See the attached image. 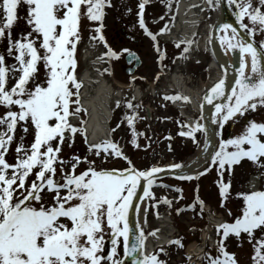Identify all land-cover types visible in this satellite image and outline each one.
<instances>
[{
	"label": "snow or ice",
	"instance_id": "obj_1",
	"mask_svg": "<svg viewBox=\"0 0 264 264\" xmlns=\"http://www.w3.org/2000/svg\"><path fill=\"white\" fill-rule=\"evenodd\" d=\"M146 2L140 0L138 4V23L155 41V34L148 30L143 19ZM229 4L235 6L236 21L240 28L246 29L248 37L257 31L264 33V0H256L255 4L253 0H229ZM22 5L26 7L23 17L19 11ZM106 5L110 6L111 0H0V39H6L7 56L12 58L8 64L5 55L0 54V107L4 109L0 113V264H123V257L117 251L120 238L124 256L133 257L132 264H164L156 254L144 252L146 234L141 223L137 221L135 233L130 228L133 209L137 215L148 211L147 206L134 199L138 196V186L143 181L139 201L151 198L156 174L163 169L157 166L137 169L110 138L89 144V151H95L97 157L101 154L122 157L128 163L127 168H96L95 162L86 156L83 160L78 155L65 160L60 155L65 140L71 146L76 133L82 134L87 143L83 121L76 126L70 119L86 111L80 103L82 82L75 74L80 22L82 17L102 21ZM21 19L28 31L13 37L12 31ZM102 27V23L96 26L91 37L92 42H104L107 48L97 59L118 57L119 53L107 47ZM220 28L226 32L230 29V34L221 40L228 49L239 50V66L230 91H226L222 75L207 88L201 104L213 105L212 122L222 127L230 119L255 111L258 106L264 107V39L237 40L239 34L231 24H221ZM160 31H166V27ZM184 43L190 45L192 41ZM187 51L185 47L184 52ZM41 69L43 77L39 78ZM10 79L14 82L9 86ZM165 99L187 102L189 97L177 93ZM126 106L133 108L130 101ZM135 115L133 112L126 117L129 125L133 124ZM17 128L23 133L19 140ZM29 129L32 139L25 144ZM197 131L205 132L201 153L211 163L202 171L182 175L181 179L191 180L212 167L218 176L222 177L225 171L231 176L233 166L244 158L264 169V122L248 120L237 135L219 139L215 147H211L207 129L199 122L188 125L180 135L191 137L199 145L194 136ZM135 137L133 132V145ZM13 143L15 159L9 163L6 154ZM81 163L86 167L77 174L75 170ZM66 164L70 165L67 171ZM184 167L181 163L166 166L169 170ZM30 177L34 179L29 181ZM257 180L264 182V172H258L236 193L242 203L234 221L215 226L220 237L217 255L203 253L207 264H237L234 254L225 250L223 241L229 234L240 237L241 233L253 241L252 264H264V183L257 188ZM230 183V180L218 181L222 198L229 194ZM46 195L50 202L46 201ZM196 200L202 208L203 201L198 197ZM164 202L169 203L166 199ZM106 230L110 249L104 255ZM257 230L261 232L259 239L254 236ZM155 231L148 235H154ZM168 243L182 247L179 238Z\"/></svg>",
	"mask_w": 264,
	"mask_h": 264
},
{
	"label": "rangeland",
	"instance_id": "obj_2",
	"mask_svg": "<svg viewBox=\"0 0 264 264\" xmlns=\"http://www.w3.org/2000/svg\"><path fill=\"white\" fill-rule=\"evenodd\" d=\"M178 0H147L144 7L143 16L146 20L148 30L155 34L159 29L167 23V10L177 3ZM140 0H111V5L105 6L103 20L99 22L88 21L86 18H81L80 22V41L77 45L76 59L77 67L75 74L78 79L79 74L84 70L86 63L83 58V47L86 43L91 40V37L95 35V27L102 23L101 34L104 37V41L107 43V47L113 51L119 53L118 57L105 59L101 69H108L109 71H102V75L107 79L108 83L111 84L114 90L122 89L124 98L119 105H113L111 119L108 123V131L110 138L115 142L124 156H127L131 160L132 164L137 169H147L151 166H159L165 164L178 163L185 160L189 155L193 154L198 148V144L193 142L191 137L180 135L178 126L182 122L178 112L170 106L169 103L159 100H151V96L148 93L147 87L150 84H157L156 86L166 87L167 81L163 75H160L161 71L171 69L173 59L176 54L183 53L185 44H175L167 40H160L156 36L155 41L142 29L138 27L137 19L139 12L138 3ZM256 3V0H253ZM20 15L23 17L26 14V7L21 6ZM212 19V11L206 10V18L201 23L200 28ZM246 24L249 23L247 19L244 21ZM124 29V33L129 36L125 39L120 28ZM22 31H28L24 20L21 19L12 31L13 37H17ZM120 32V35L119 33ZM198 34L195 36V40ZM252 38L255 42H259L264 39V33L257 31L253 34ZM193 40V41H195ZM95 44L98 47V56L107 51L104 42L96 41ZM6 39H0V54L5 55L6 62L12 63V58L7 56L6 52ZM123 49L128 51H136L139 53L142 63L136 68L132 75L125 73V52ZM162 50L163 56L158 60V51ZM179 51V52H178ZM200 61L198 63L190 62L187 66L182 68L181 75L185 76L187 85L190 87H196L202 81L208 80L210 72L207 70L210 62V56L207 51H199ZM100 69V70H101ZM43 77V69H41L40 77ZM157 77V78H156ZM157 80H156V79ZM200 78L201 81H198ZM156 80V83L154 82ZM9 80V86L13 83ZM135 84L141 86L144 94V101L154 109V115L152 119L145 117V111L143 107L136 106V103L131 100L133 97L132 90ZM161 96H159L160 98ZM130 101L133 108L129 109L126 103ZM4 109L0 107V113ZM135 112L133 117V124L129 125L126 117ZM83 117L84 111L81 113ZM254 120L257 122H264V107H257L255 111H248L244 116H239L237 119H231L229 122H234V127L229 131L228 137L237 135L243 128L245 121ZM85 119V117H84ZM227 122L223 125L226 126ZM133 132L136 133V144L133 145ZM23 133L19 128L16 130V138ZM72 135V134H69ZM196 140L201 141V132L197 131L194 133ZM32 139V131L29 132L25 138V144L30 143ZM80 133H76L73 136L71 146L66 139L60 155L65 159L69 160L72 156L78 155L81 160L86 156L88 160L95 162L96 168H107L122 170L128 167V163L122 157L116 156H105L101 154L99 157L96 156L95 151H89L86 147ZM15 143L10 147L9 152L6 154V159L9 163L14 162L15 159ZM264 162V161H262ZM60 165H57L59 169ZM86 167L84 163H81L76 168L78 174L81 170ZM70 165H65L67 171ZM258 172H264V169L257 168L253 162L244 158L237 165L233 166V172L229 176L228 172L225 171L223 176H218L215 167L210 168L209 172L203 175L201 178H193L191 180H177L173 178H164L155 182L150 191L152 197L149 198V208L146 217V230L151 232L155 228L154 214H160L163 211H169V217L173 221L175 226V239L181 240V246L175 244H168L164 247H158L154 253L158 256V259L163 261L164 264H185V258L183 256V248L191 240H199L202 229L208 225L207 216H205L199 209V200L206 201L211 204L212 209L209 214V220L211 216H215L218 212L228 219V223L234 221L235 217L240 214L241 200L236 197V193L241 191L246 186V180L250 174H257ZM59 175L57 179H59ZM34 179L30 177L29 181ZM223 179L225 183L230 180L229 194L226 198L220 196L218 181ZM260 181V186L262 185ZM167 187V188H164ZM173 189L174 191L170 190ZM179 189V191L177 190ZM164 198V199H162ZM46 201L50 202V197L45 196ZM169 203H165L164 200ZM223 199V204L221 203ZM151 203V204H150ZM155 204V207L152 205ZM188 205H193L191 208ZM170 208V209H169ZM177 209H180L177 212ZM155 211V212H154ZM153 212V213H152ZM231 213V215H230ZM254 236L259 239L261 237L260 231H255ZM108 238L107 230L105 232V240ZM220 237L215 234V248L212 251L213 256L217 255V241ZM117 245L118 255L122 253L121 244ZM225 250L229 253L234 254L237 264H252L251 257L253 255V241H250L246 234L241 233L240 237L234 234H229L224 238ZM108 243V242H105ZM104 247V255H107L108 249H110V243ZM163 251H159V249ZM207 264V263H206Z\"/></svg>",
	"mask_w": 264,
	"mask_h": 264
},
{
	"label": "bare ground",
	"instance_id": "obj_3",
	"mask_svg": "<svg viewBox=\"0 0 264 264\" xmlns=\"http://www.w3.org/2000/svg\"><path fill=\"white\" fill-rule=\"evenodd\" d=\"M207 9L212 11V19L200 28L201 23L206 18ZM217 10L218 8L216 0H212L211 5L209 4V0H179L176 4L171 6L169 10L167 15L169 20H167V23L163 26V28L166 27V31L161 32L158 30L157 33L158 37L162 40L176 42L191 40L193 36L198 34L195 42H192L187 46L188 51L186 53L184 52V55L178 61H176L174 69L169 73H163L167 79L166 87L157 88L155 85H150L148 87L150 93H154L157 90L165 91L167 88H171L177 89L184 96L189 97L193 111L186 110L184 107L186 105H184L185 103L181 99L174 100V105L181 110L189 125L198 122L193 116V112H197L198 103L201 99L204 89L221 75V71L219 68H217L215 63L211 61L207 67V70L210 72L209 79L200 82V84L196 87H190L187 85L188 81L186 77L182 76L179 73V70L180 66H185L191 58H193L195 61L200 60L198 56L200 49L206 51L209 27L217 14ZM228 34H230V29L227 30V32L222 29L220 31L219 39L228 56H230V49H228L227 45L222 43L221 40L222 37H226ZM236 39L239 40L241 38L236 36ZM97 54V45L95 42L89 40L83 47V58L85 60L86 67L78 77V79L82 82V86L79 90L81 97L80 103L86 110L87 114V118L85 122H83V127L87 132L88 144L110 138L107 125L112 115L113 104H117V101L120 102L122 97L121 90H114L100 72L104 60L102 58L97 59ZM198 81L201 80L198 79ZM134 91V97H140L141 90L135 89ZM149 112L152 116L153 109L150 107ZM238 117L239 116L236 118ZM70 119L73 124L80 123L82 121V117L80 115H74ZM218 126L219 125L217 124V128ZM200 146L201 142L199 144V148ZM206 164L198 169V171H202ZM253 178L254 177H252V179ZM142 205H145L148 208V201H143ZM144 216V212H140L138 215L141 226L144 225ZM154 222V230L156 231L154 235H149L147 237L144 248V252L146 254L153 253L158 245L166 244L175 234V228L167 214L156 216ZM211 239L212 234L209 230L205 229L202 231L201 242H191L187 247V251L193 252V254L198 253L203 244H206V242H209Z\"/></svg>",
	"mask_w": 264,
	"mask_h": 264
},
{
	"label": "water",
	"instance_id": "obj_4",
	"mask_svg": "<svg viewBox=\"0 0 264 264\" xmlns=\"http://www.w3.org/2000/svg\"><path fill=\"white\" fill-rule=\"evenodd\" d=\"M224 23L231 24L233 27H235L240 37L249 40H251V38L247 36V33L244 31V29L239 27V24L236 21L234 15V11L231 10L228 0H219L218 14L210 30L211 35L209 40V49L212 52L213 58L215 59L217 65L223 71V76H225V81H226V91H230V86L232 83H234V79H235V69L239 66L240 54L238 49L231 50L230 54L232 57V61L230 64L228 56L218 40V35L220 33V30L222 29L220 28V25ZM132 57H136V55L134 54L128 55L127 62H130L132 60ZM139 63L140 60L138 59V57H136L135 66H137ZM132 70L133 69H131L130 71ZM205 92L203 93V95L205 94ZM200 109H201V117L203 120V125L207 129V137L212 141L211 147H215L217 130H216V124H214L211 119V112L213 110V105H210L207 102H204L203 104L200 103ZM204 139H205V132H204ZM206 161H208V159H206V155L201 153L200 151L196 156L182 163L183 165H185L184 168L177 170H169L167 168H162L163 171L157 173L156 177H161L165 175H172L176 177H181L182 175H191L196 169L202 166ZM197 164L199 165V167H197ZM142 184L143 181L141 182V185L138 186L137 188L138 196L134 198L138 202H140L138 199L139 195L143 194ZM136 223H137V216L135 210L133 209L130 215V228L132 229L133 233H135ZM132 259L133 257L124 256L123 264H132Z\"/></svg>",
	"mask_w": 264,
	"mask_h": 264
}]
</instances>
